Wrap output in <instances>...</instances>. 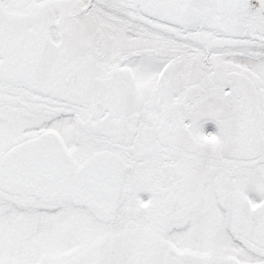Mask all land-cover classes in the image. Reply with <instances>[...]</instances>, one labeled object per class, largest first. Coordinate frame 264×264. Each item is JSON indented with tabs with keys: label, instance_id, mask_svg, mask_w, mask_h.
I'll use <instances>...</instances> for the list:
<instances>
[{
	"label": "snow or ice",
	"instance_id": "snow-or-ice-1",
	"mask_svg": "<svg viewBox=\"0 0 264 264\" xmlns=\"http://www.w3.org/2000/svg\"><path fill=\"white\" fill-rule=\"evenodd\" d=\"M0 264H264V0H0Z\"/></svg>",
	"mask_w": 264,
	"mask_h": 264
},
{
	"label": "flooded vegetation",
	"instance_id": "flooded-vegetation-1",
	"mask_svg": "<svg viewBox=\"0 0 264 264\" xmlns=\"http://www.w3.org/2000/svg\"><path fill=\"white\" fill-rule=\"evenodd\" d=\"M204 129L206 132H214L217 130V126L215 124V122L213 121H208L205 125H204ZM142 198L147 199L149 197L148 193H142Z\"/></svg>",
	"mask_w": 264,
	"mask_h": 264
}]
</instances>
